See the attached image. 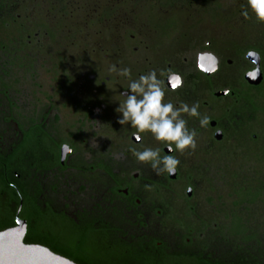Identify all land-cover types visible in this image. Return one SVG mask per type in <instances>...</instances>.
<instances>
[{"label": "flooded vegetation", "instance_id": "1", "mask_svg": "<svg viewBox=\"0 0 264 264\" xmlns=\"http://www.w3.org/2000/svg\"><path fill=\"white\" fill-rule=\"evenodd\" d=\"M157 2L169 14L162 19L151 12L148 40L118 36L111 50L82 57L85 72L76 64L73 0H0V232L23 221V242L46 247L59 241L65 219L86 228L92 246L131 244L158 239L138 234L156 216L177 240L173 246L160 241L177 250L186 245L211 262L236 256L231 232L238 218L264 240V213L250 209L264 203V33L205 41L178 34L189 5L217 22L219 1ZM249 53L258 55V65ZM202 54L215 57L212 73L200 70ZM110 64L130 68L132 78L150 69L178 74L175 88L164 78L165 101L198 103L209 117L201 127L197 117L182 114L197 146L171 153L180 161L175 174L156 175L130 151L159 147L168 154L150 133L136 140L135 128L117 122L128 79L109 73ZM257 66L261 81L253 85L245 75ZM236 141L232 157L218 146ZM245 149L258 168L241 177L236 159Z\"/></svg>", "mask_w": 264, "mask_h": 264}, {"label": "rangeland", "instance_id": "2", "mask_svg": "<svg viewBox=\"0 0 264 264\" xmlns=\"http://www.w3.org/2000/svg\"><path fill=\"white\" fill-rule=\"evenodd\" d=\"M75 2V48L76 64L82 71L87 70L82 57L96 58V52L109 50L112 46L118 45L117 37L125 34L139 35V39L145 40L147 36L154 34L151 31L148 18L151 12L164 19L169 14L168 8L159 7L160 3L157 0H140L137 6H134L136 0H73ZM220 4L218 14V21L212 22L208 15L199 12L196 3L184 10L185 14L183 24L178 28V34L198 35L202 39L207 40L212 36H236L245 39L255 40L258 36L262 35L263 27L261 24L255 22V18L250 14L248 18L241 15L243 3L246 0H218ZM151 4V6H150ZM179 8V6L174 9ZM17 11L18 9L15 8ZM209 12V11H208ZM178 13V11H177ZM210 13V12H209ZM213 13V11H211ZM210 13V15H211ZM181 18V17H180ZM226 21V22H225ZM254 21V22H253ZM142 36V37H141ZM148 40V39H146ZM238 40V39H237ZM115 42V43H114ZM130 48L137 45L136 42L129 43ZM111 50V49H110ZM92 52V53H91ZM165 52V49H164ZM94 54V55H93ZM82 59V60H81ZM83 61V62H82ZM83 72V73H85ZM44 82H48L47 76H44ZM240 142V141H239ZM221 143L219 147H225L226 151L233 156L234 147L236 143ZM246 146V145H245ZM249 146V145H247ZM245 155L236 159V165L241 169L238 170L240 176L248 174L246 170L257 169L258 166L250 157H254V153L245 149ZM248 176V175H247ZM249 183L251 179H248ZM228 205V204H227ZM227 205L221 207L222 210H227ZM254 208V209H253ZM253 212L264 213V203H258L257 207L253 206ZM246 210L240 207L238 211ZM256 217V216H254ZM255 220V219H254ZM168 225L156 216H151L147 220V226L138 230V234H147L157 237L168 244L177 242L167 227ZM220 243V242H219ZM222 244L218 246L221 253H224Z\"/></svg>", "mask_w": 264, "mask_h": 264}, {"label": "clouds", "instance_id": "3", "mask_svg": "<svg viewBox=\"0 0 264 264\" xmlns=\"http://www.w3.org/2000/svg\"><path fill=\"white\" fill-rule=\"evenodd\" d=\"M250 14L264 22V0H246L241 15L248 18ZM108 72L128 79L127 88L120 92L124 99L115 109L119 113L117 122L135 128L136 140L141 138L139 133H150L155 140L163 142L168 154H162L159 147L131 148L130 151L138 161L149 163L156 175L175 174L180 161L171 153H183L185 149L194 150L197 146L196 131L188 128L182 114L197 117L201 127L208 124L209 117L201 116L198 103L191 106L181 103L177 107L171 101H165L164 78L175 88L181 84V77L176 73L160 70L158 74L156 69H150L132 78L130 68H118L115 64L109 65Z\"/></svg>", "mask_w": 264, "mask_h": 264}, {"label": "trees", "instance_id": "4", "mask_svg": "<svg viewBox=\"0 0 264 264\" xmlns=\"http://www.w3.org/2000/svg\"><path fill=\"white\" fill-rule=\"evenodd\" d=\"M262 32L264 33V24ZM58 242L43 243L52 252L76 264H264V240L255 232H249L237 219L231 232L236 251L233 260L207 261L198 250L186 245L171 249L159 239L140 238L135 243H114L92 246L90 233L62 219ZM264 238V237H262ZM156 242H162L159 246ZM184 242V241H183Z\"/></svg>", "mask_w": 264, "mask_h": 264}, {"label": "water", "instance_id": "5", "mask_svg": "<svg viewBox=\"0 0 264 264\" xmlns=\"http://www.w3.org/2000/svg\"><path fill=\"white\" fill-rule=\"evenodd\" d=\"M248 57L258 65L257 54L249 53ZM198 65L201 71L209 74L216 70L217 61L211 54H202L199 56ZM245 79L250 84H258L261 81L258 66L247 73ZM170 83L167 80V84ZM215 138L220 139L218 133ZM24 234L25 224L19 220L16 227L0 232V264H76L44 246L25 244Z\"/></svg>", "mask_w": 264, "mask_h": 264}]
</instances>
